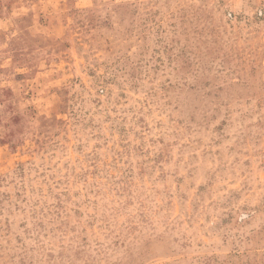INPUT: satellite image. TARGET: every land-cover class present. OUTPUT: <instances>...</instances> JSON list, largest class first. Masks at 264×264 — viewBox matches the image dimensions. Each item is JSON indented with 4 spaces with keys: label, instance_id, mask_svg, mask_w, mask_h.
<instances>
[{
    "label": "rangeland",
    "instance_id": "obj_1",
    "mask_svg": "<svg viewBox=\"0 0 264 264\" xmlns=\"http://www.w3.org/2000/svg\"><path fill=\"white\" fill-rule=\"evenodd\" d=\"M0 264H264V0H0Z\"/></svg>",
    "mask_w": 264,
    "mask_h": 264
}]
</instances>
